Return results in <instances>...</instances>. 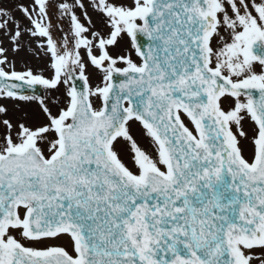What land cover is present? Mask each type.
I'll return each mask as SVG.
<instances>
[{"label":"snow or ice","instance_id":"1","mask_svg":"<svg viewBox=\"0 0 264 264\" xmlns=\"http://www.w3.org/2000/svg\"><path fill=\"white\" fill-rule=\"evenodd\" d=\"M51 6L17 5L27 29L0 8L13 51L22 31L45 38L52 72L17 71L0 46V98L36 100L46 118L0 120V264H264V0H61L71 48ZM62 84L52 107L24 94ZM63 236L67 247L32 246Z\"/></svg>","mask_w":264,"mask_h":264},{"label":"rangeland","instance_id":"2","mask_svg":"<svg viewBox=\"0 0 264 264\" xmlns=\"http://www.w3.org/2000/svg\"><path fill=\"white\" fill-rule=\"evenodd\" d=\"M32 0H0V8H6L13 10L14 16L17 20L21 22L22 28L27 29L32 27L30 22L27 18L24 17L23 13H21L17 5L23 4H30ZM61 2V0H50L52 6L50 8V18L52 20V24L54 25L53 29V37L58 41H62L64 35H69V47H72V41L70 37V21L68 17L61 18L59 14V9L56 7V4ZM71 2V0H68ZM88 0H85L87 4ZM77 15L80 16L81 21L87 25V21L84 20V17L81 15V10L76 9ZM89 15L92 18V22L96 25L97 28L101 26V18L92 12L89 9ZM13 26V31H14ZM107 30V29H105ZM22 42L19 50L13 51L15 45L11 41L9 36H6L3 32H0V46H3L7 49V56L10 61H12L15 65V69L17 71H27L29 69L32 70L34 74H41L43 73L46 77H50L51 72V59L50 55L46 54L45 49H41L38 45L44 42L45 38H38L32 37L30 33L27 31H22ZM123 52H122V50ZM120 49L113 50L114 52H118L119 54L123 55L126 50H130L128 48L127 38L125 43L122 45ZM96 54H99L98 50L94 49ZM81 55L86 63H88V57L86 51L81 49ZM133 58L135 59V54L133 53ZM86 75L89 76V83L93 86L98 85L101 83L102 80V73L95 69L90 64L86 69ZM65 85H61L59 87V91L54 90H47V94L43 97L46 100V103H49V106L52 107L54 104L60 103L65 99ZM57 100V101H55ZM55 101V102H54ZM94 106H99V100L97 98H93ZM0 105L5 106L9 110L8 116H0V120L2 119H9L13 123L22 122L25 124L31 125H38L43 124L46 122L45 115L41 109L40 104L36 100L32 101H21V100H12L7 98H0ZM58 110V109H56ZM244 126V125H243ZM247 129L249 135H251L252 129V122H247ZM5 129L2 123H0V142H2V138L4 135ZM133 132L135 133V139L137 140L138 144L141 145L144 149L151 151V143L150 138H148L139 124H135L133 126ZM123 143V150L121 151L120 155L122 159L128 164L129 167H132V156L133 152L130 149V145L126 142ZM241 143L247 149L246 155H251V143L250 141L241 140ZM47 154V153H46ZM66 240L69 244L68 237ZM63 238V237H61ZM61 238L58 240H47L43 243L34 244L32 246L37 247H46V246H55L58 243H62ZM36 245V246H35ZM37 247V248H40ZM255 255L261 256L264 258V254L257 251ZM255 264H260L259 260L255 262Z\"/></svg>","mask_w":264,"mask_h":264},{"label":"water","instance_id":"3","mask_svg":"<svg viewBox=\"0 0 264 264\" xmlns=\"http://www.w3.org/2000/svg\"><path fill=\"white\" fill-rule=\"evenodd\" d=\"M28 90L24 91V93H26Z\"/></svg>","mask_w":264,"mask_h":264}]
</instances>
